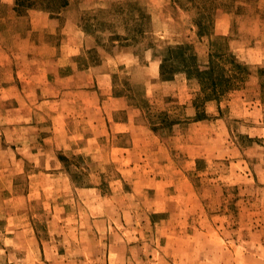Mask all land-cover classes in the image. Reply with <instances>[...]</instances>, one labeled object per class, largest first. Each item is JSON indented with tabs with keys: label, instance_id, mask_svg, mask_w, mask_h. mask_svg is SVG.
Segmentation results:
<instances>
[{
	"label": "rangeland",
	"instance_id": "obj_1",
	"mask_svg": "<svg viewBox=\"0 0 264 264\" xmlns=\"http://www.w3.org/2000/svg\"><path fill=\"white\" fill-rule=\"evenodd\" d=\"M263 248L264 0H0V264Z\"/></svg>",
	"mask_w": 264,
	"mask_h": 264
},
{
	"label": "trees",
	"instance_id": "obj_2",
	"mask_svg": "<svg viewBox=\"0 0 264 264\" xmlns=\"http://www.w3.org/2000/svg\"><path fill=\"white\" fill-rule=\"evenodd\" d=\"M192 67V72L190 71L189 74L190 75H199V76H202V78H205L207 81L208 80H212V86L214 87L212 90L213 91H216V92H223V90L221 89V91L218 90V81L213 78V75H212V69L211 70H206L204 67H201L200 65H193ZM210 74V76L208 75ZM220 81L221 83L223 82V80L225 79L223 75H220ZM226 81V80H225Z\"/></svg>",
	"mask_w": 264,
	"mask_h": 264
},
{
	"label": "crops",
	"instance_id": "obj_3",
	"mask_svg": "<svg viewBox=\"0 0 264 264\" xmlns=\"http://www.w3.org/2000/svg\"><path fill=\"white\" fill-rule=\"evenodd\" d=\"M119 124L117 123V126H118ZM264 249V248H263Z\"/></svg>",
	"mask_w": 264,
	"mask_h": 264
}]
</instances>
